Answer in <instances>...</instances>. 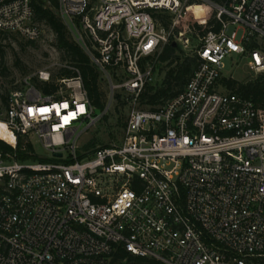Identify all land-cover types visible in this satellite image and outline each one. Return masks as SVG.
<instances>
[{"label": "built area", "instance_id": "1", "mask_svg": "<svg viewBox=\"0 0 264 264\" xmlns=\"http://www.w3.org/2000/svg\"><path fill=\"white\" fill-rule=\"evenodd\" d=\"M56 1L110 94L94 116L72 66L68 77L0 82V142L11 149L0 150V264H264V110L220 83L230 54L264 75V0ZM206 6L221 29L197 38L184 88L138 108L164 47L191 46L180 19L202 22ZM5 35L40 37L32 0H0V47ZM128 101L119 141L85 149L82 135ZM32 140L72 162L34 160Z\"/></svg>", "mask_w": 264, "mask_h": 264}, {"label": "rangeland", "instance_id": "2", "mask_svg": "<svg viewBox=\"0 0 264 264\" xmlns=\"http://www.w3.org/2000/svg\"><path fill=\"white\" fill-rule=\"evenodd\" d=\"M193 4L200 3L199 0H191ZM46 7H50L55 13L56 9L52 8L49 3L44 4ZM196 9V8H195ZM199 13L205 15V21H210L213 18L214 10L209 6H206L203 10H198ZM57 17L61 20L59 15L56 13ZM62 21V20H61ZM180 28L187 29L189 24L186 20V15L180 19ZM63 23V21H62ZM64 24V23H63ZM66 27V26H65ZM205 29L204 25H201ZM41 35L38 39L33 40L32 43H29L28 40L18 36L10 35L9 38L2 43L3 59L0 58V73L3 68L7 70V75L3 77L0 74V82L5 85V88L12 87V84L20 79L24 75L33 74L41 70L48 71L53 77L57 75L64 69L65 66L70 65L67 58L64 54L56 47V39L53 31L45 24H40ZM68 39L77 44V40L72 31L66 27ZM237 32L238 39L243 34L242 29H238L236 25H229L227 29V34L230 35L232 32ZM190 37V48L187 50L182 49L183 57H192L194 56V50L198 45V40L196 36ZM78 45V44H77ZM18 62V65L15 63ZM174 67H167L166 63H157L155 67L154 80L150 85L154 89H160L164 87V81L166 78L167 72ZM261 75H255L251 73L246 65V58H239L236 54H230L224 60L223 67V77L226 79H233L238 83H246L248 81L255 80ZM112 83H116V79H112ZM100 90L104 94V100L107 99L110 94V84L108 82L107 76L100 72L99 79ZM176 91V88L173 89ZM222 90V89H221ZM227 92V91H223ZM160 104L165 103L167 100L161 98ZM131 102H127L126 105H121L114 103V110L109 111V115L104 119L100 124L95 126L93 129L87 130L83 135L82 139L85 138V141H95L96 146H104L112 143H117L121 137V123L124 121V118L128 115L130 110ZM138 108L146 109L150 106L142 105L138 102ZM100 111L94 110V116H99ZM86 124H84L79 132L84 130ZM33 151L36 154L34 160L39 162H58V163H71V159H54L48 153H46L40 146L38 142L32 140ZM76 155L78 158H81V150H77ZM21 160V159H20ZM23 161V160H22Z\"/></svg>", "mask_w": 264, "mask_h": 264}, {"label": "trees", "instance_id": "3", "mask_svg": "<svg viewBox=\"0 0 264 264\" xmlns=\"http://www.w3.org/2000/svg\"><path fill=\"white\" fill-rule=\"evenodd\" d=\"M220 6L228 5L232 0H208ZM49 3L52 8L57 7L56 0H32V7L34 11V21L40 25L45 23L54 33L56 39V47L64 54L65 58L68 59V66L75 67L79 70L82 78L84 90L87 93L88 99L90 100L93 107L96 110L102 112L104 109V94L100 90L99 79L100 71L91 63L89 57L84 53L83 49L71 42L67 37V31L65 25L57 17L56 13L44 4ZM193 3V1H191ZM202 17V16H201ZM199 17V18H201ZM186 20L189 24L188 28L191 30L192 36L202 37L208 32V27L212 26V30L215 32L220 31L221 22L216 20L215 13L210 21H205L203 15L202 22L198 21L196 15L190 13L186 14ZM226 17H222V21H225ZM160 23L168 28L169 19L167 16L160 18ZM201 25L207 27L203 29ZM10 35H5L2 40L5 41ZM191 37V36H190ZM32 43V41H29ZM2 45L0 47V58L1 61L4 57L2 51ZM198 57L196 55L192 57H183L182 49L180 46L173 44L170 41L163 49L161 55L158 58L159 63H166L167 67H172L166 74L164 81V87L160 89H154L151 86H147L144 94L140 97L139 102L142 105L155 107L160 104V99L164 98L169 100L175 97L179 92L182 91L185 84L193 74L194 70L198 65ZM18 65V62L15 63ZM3 77L7 75V70L2 69L0 73ZM71 72L67 69L57 75L59 77H68ZM221 85L230 92L236 93L237 95L251 100L257 108L264 110V75L257 77L255 80L248 81L246 83H238L233 79L222 78L220 80ZM176 88V91L173 89ZM45 94H51L55 91L53 86L42 87ZM124 105V103H123ZM124 126L123 122L121 123ZM96 146L95 141L89 142L85 149L94 148ZM1 151H11V149L5 144L0 142ZM21 160L26 158L21 157Z\"/></svg>", "mask_w": 264, "mask_h": 264}, {"label": "water", "instance_id": "4", "mask_svg": "<svg viewBox=\"0 0 264 264\" xmlns=\"http://www.w3.org/2000/svg\"><path fill=\"white\" fill-rule=\"evenodd\" d=\"M58 156H60V155H58Z\"/></svg>", "mask_w": 264, "mask_h": 264}]
</instances>
